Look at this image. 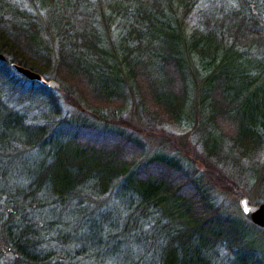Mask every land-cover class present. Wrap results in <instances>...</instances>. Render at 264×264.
<instances>
[{"label":"trees","instance_id":"16d2710c","mask_svg":"<svg viewBox=\"0 0 264 264\" xmlns=\"http://www.w3.org/2000/svg\"><path fill=\"white\" fill-rule=\"evenodd\" d=\"M0 54V264H264V229L123 118L264 202V0H0Z\"/></svg>","mask_w":264,"mask_h":264},{"label":"rangeland","instance_id":"374dc122","mask_svg":"<svg viewBox=\"0 0 264 264\" xmlns=\"http://www.w3.org/2000/svg\"><path fill=\"white\" fill-rule=\"evenodd\" d=\"M52 79L58 82L56 79ZM58 89H61L60 85ZM61 92L62 100L65 104L73 103L78 105L75 95L68 94L63 90ZM128 109L130 113L128 115L125 114L123 118H125L126 123H131L136 129L148 152L155 149H163L173 153L182 152L186 154L190 160H194L195 169L199 175L203 174L208 184H211L213 191L216 192L219 200H221L220 202L226 204L228 207L233 208L236 206L239 209L237 201L243 196L248 198L249 203L257 204L251 199L253 198L254 189L238 182L236 173H233L232 170L227 172L226 166H224L226 170L223 166L221 169L214 163H211V161L204 159L205 157L201 154L199 145L196 143V136L191 134L190 131L180 130L163 119L141 117L134 110L133 106H129ZM131 114L134 115L130 116ZM199 159H202L206 164L201 163ZM206 169L207 172L211 169L212 173H205ZM7 257L4 256L2 259Z\"/></svg>","mask_w":264,"mask_h":264},{"label":"water","instance_id":"95a60500","mask_svg":"<svg viewBox=\"0 0 264 264\" xmlns=\"http://www.w3.org/2000/svg\"><path fill=\"white\" fill-rule=\"evenodd\" d=\"M3 58H4L3 55L0 54V59H3ZM15 67H16V70L27 79L39 80L41 78L40 74L28 68L21 67V66H15ZM43 82L50 89L59 88L58 82H56L53 79L43 80ZM237 205L239 207V210L248 217L249 221L252 224H254L255 226H258L259 228L264 229V202L257 203V204H251L249 203L248 198L243 196L238 199Z\"/></svg>","mask_w":264,"mask_h":264}]
</instances>
